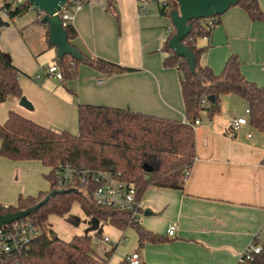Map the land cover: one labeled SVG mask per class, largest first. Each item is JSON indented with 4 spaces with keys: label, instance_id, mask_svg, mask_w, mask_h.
Here are the masks:
<instances>
[{
    "label": "crops",
    "instance_id": "1",
    "mask_svg": "<svg viewBox=\"0 0 264 264\" xmlns=\"http://www.w3.org/2000/svg\"><path fill=\"white\" fill-rule=\"evenodd\" d=\"M91 1L75 16L78 35L71 43L87 56L133 70L104 73L81 63L70 80L49 77L45 69L55 63L57 51L47 44L48 25L33 30L35 18L29 13L12 18L0 10V46L19 69L22 97L32 106L26 108L21 98L8 97L0 104V123L14 110L53 130L78 134L79 104L185 121L178 68L164 64L167 29L173 26L170 16L162 12L164 3ZM258 1L264 11V0ZM200 44L210 45L201 62L215 73H221L230 55L237 54L246 78L264 84V22L253 21L240 6L224 12L211 36ZM224 96L235 106L241 104L231 94ZM235 106L227 110L228 120L214 123L213 117L202 125L199 118L196 158L182 188L150 187L142 197L141 224L162 241L140 246L134 228L121 229L112 223L104 224L99 239L91 237L98 255L109 253L107 264H126V257L135 251L142 264H237L264 223V134L252 132L249 124L233 133L232 117L245 116L248 107L240 113ZM49 171L40 161L16 162L0 155V204H16L20 196L47 191ZM83 222L78 220V226ZM174 223L177 229L170 236L168 229ZM121 242L125 245L118 248Z\"/></svg>",
    "mask_w": 264,
    "mask_h": 264
},
{
    "label": "trees",
    "instance_id": "2",
    "mask_svg": "<svg viewBox=\"0 0 264 264\" xmlns=\"http://www.w3.org/2000/svg\"><path fill=\"white\" fill-rule=\"evenodd\" d=\"M5 10L12 18L28 13V5H16L10 0H2ZM163 2V1H162ZM177 2L166 1L162 12L170 16ZM253 21L264 22V11L258 0H240L239 4ZM106 8V7H105ZM221 15L213 17L216 25ZM42 17L39 21H41ZM192 29L182 43L190 48L196 57V74L185 58L178 57L169 46L175 34L169 36L164 51L166 66H177L180 74L181 90L185 103L186 121L194 122L206 112L210 119L222 112V96L234 94L247 103L248 124L264 134V84L259 85L246 78L241 69L237 54L227 59L221 73L202 64V55L209 44L201 45L202 39L209 38L213 28L207 18L191 20ZM69 41L78 33L73 24L65 26ZM47 31V44L49 43ZM85 60L65 56L55 57L63 74L61 81L77 75L78 65L86 63L104 73H123L133 70L102 57L85 55ZM19 69L12 64L0 46V104L8 97L23 96L19 82ZM213 97V99H210ZM186 121L172 120L137 113L127 109L79 104L78 134L56 131L43 126L18 112L11 110L4 123H0V155L14 161H40L50 171L46 179L50 183L47 191L37 196H20L16 205H9L8 212L27 209L44 199L54 189H73L70 192L52 196L29 217L39 227L41 233L30 241L26 257L19 264H107L105 257L92 248L88 235H75L64 241L54 230L48 231L46 225L50 216H66L73 204L78 202L90 219L98 218L121 229L132 227L138 233V244L156 243L163 240L159 235L147 230L140 222L133 220L128 212L112 206L96 204L94 186L77 183L64 188L58 184L55 169L60 163H69L79 169L91 171H120L122 178L135 184L137 199L142 200L150 187L182 188L185 181L183 172L193 165L196 158L195 128ZM264 163V158L262 160ZM128 264V262H126ZM247 264H264V254L257 255Z\"/></svg>",
    "mask_w": 264,
    "mask_h": 264
},
{
    "label": "built area",
    "instance_id": "3",
    "mask_svg": "<svg viewBox=\"0 0 264 264\" xmlns=\"http://www.w3.org/2000/svg\"><path fill=\"white\" fill-rule=\"evenodd\" d=\"M16 5L27 4L28 11L34 12L38 17L44 16V11L34 6L30 0H10ZM163 0V3L166 4ZM91 0H68L61 9L57 12L62 18L63 26L73 24L76 14L84 7L85 4H91ZM104 8V6H102ZM142 8H145L143 4ZM4 13L8 14L5 10ZM210 26L216 25L213 17L207 18ZM74 25V24H73ZM168 33L171 35L174 32V26L168 27ZM206 39V37H205ZM208 39V38H207ZM46 74L57 80H62L63 74L57 63H51L46 67ZM40 75H36L35 79L39 80ZM249 109L246 108L245 116L232 117L231 130L233 133L238 132L241 128L248 125ZM186 121V120H185ZM194 128L200 123V119L194 122L186 121ZM251 135L248 134V137ZM55 174L58 184L64 188L77 183L85 184L86 186H94L93 195L96 204L100 206H112L120 210L126 211L133 220L140 223L139 218L141 211V202L137 199L136 187L132 182H128L122 178L120 171H91L89 169H79L69 163H60ZM191 175V167H187L183 172L182 179L186 181ZM9 205L0 204V215L8 213ZM177 229L174 223L168 229V234L172 236ZM41 233L39 227L34 224V221L29 217H23L10 223L0 226V264H19L26 257V248L31 240L38 237ZM109 241V238H105ZM264 251V223L260 229L254 234L251 243L241 254L237 264H247L252 261L257 255ZM128 264H142L139 252H133L126 257Z\"/></svg>",
    "mask_w": 264,
    "mask_h": 264
},
{
    "label": "water",
    "instance_id": "4",
    "mask_svg": "<svg viewBox=\"0 0 264 264\" xmlns=\"http://www.w3.org/2000/svg\"><path fill=\"white\" fill-rule=\"evenodd\" d=\"M68 0H30V2L44 11L41 19L49 27V43L56 48L57 57L62 60L65 56H71L77 60H85V54L74 44L69 41L68 33L63 26L62 18L57 13ZM145 2H158L163 0H142ZM177 7L170 11V18L175 28V34L169 41V46L174 53L181 58H185L190 65L194 74H196V57L193 51L185 46L182 41L190 33L192 29V19L210 18L216 15H222L228 9L239 4L240 0H174ZM213 99V97H210ZM20 104L26 108H32L30 102L21 97ZM73 189H54L44 199L37 204L16 212H8L0 215V226L30 216L35 213L41 206L46 204L48 200L58 194L70 192ZM101 221L93 217L90 219L89 227L86 228L84 234L88 235L92 231H96L100 227Z\"/></svg>",
    "mask_w": 264,
    "mask_h": 264
},
{
    "label": "rangeland",
    "instance_id": "5",
    "mask_svg": "<svg viewBox=\"0 0 264 264\" xmlns=\"http://www.w3.org/2000/svg\"><path fill=\"white\" fill-rule=\"evenodd\" d=\"M1 3H2V0H0V7H1ZM176 7H177V5L175 6V8ZM28 13L29 14H27V15L32 16V17L35 18V20L33 22V24H34L33 30H38V29L42 28L44 23L39 21L41 17H38V15L36 13H34V12H28ZM231 96L232 97H236V98H232V99H237L235 101H238V100L241 101V104L239 102V104H237L235 106V104L230 102L229 100H227V98L225 96H222V99H223L222 100V112L219 113L218 115L214 116V123H215V121H217L219 119L228 120V116L226 115V112H227V110H229L231 108H234V106L237 108L236 110H238L240 113L244 112L245 107H246L245 105L247 103L244 100H242V99L238 98L237 96H235L234 94H231ZM230 103H232V104H230ZM244 115H245V112H244ZM201 117H202L201 118L202 119V125H207L210 122V120H211L206 112H203L201 114ZM251 131L255 132V131H258V130L253 128V129H251ZM23 161H25V160L16 161V162H23ZM33 179H35V177ZM43 180H44V178H43ZM37 195H35V196H37ZM27 196H29V195H27ZM27 196H23V197H27ZM16 204H12V205H16ZM80 219L85 220V222H83L84 225H82L81 227H79L78 224H77L78 220H80ZM106 223H109V222L102 221L101 222V226L99 227V229L96 230V231L90 232V236L92 238L95 237V238L99 239V236H100L99 233L102 232L103 226ZM88 227H89V218H88V216L86 215V213L84 212V210L82 209V207L80 206V204L78 202H75L73 204L72 210L66 216H63V217L55 216V215L50 216L49 221H48V223L46 225V228H47L48 231L54 230L55 233L57 234V236L59 238H61L62 240H64V241L65 240H69V237L71 235H73V234H78V233L84 234L86 228H88ZM122 242L119 243L118 248L119 247H123L125 245ZM126 242H127V240H126ZM116 243L117 242H113L112 243L113 246H115Z\"/></svg>",
    "mask_w": 264,
    "mask_h": 264
}]
</instances>
